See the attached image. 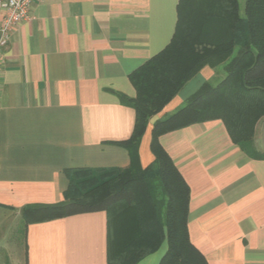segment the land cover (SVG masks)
<instances>
[{
  "label": "crops",
  "instance_id": "obj_1",
  "mask_svg": "<svg viewBox=\"0 0 264 264\" xmlns=\"http://www.w3.org/2000/svg\"><path fill=\"white\" fill-rule=\"evenodd\" d=\"M179 0H39L0 52V264H108L105 210L23 221L29 205L65 200L69 168H126L122 143L136 110L130 74L171 41ZM242 4V3H241ZM205 66L151 120L139 145L155 161L156 120L182 107L207 81ZM190 188L188 232L208 264H264V159L235 144L221 119L160 136ZM255 145L264 152V117ZM22 241H13L17 229ZM167 241L138 264H160Z\"/></svg>",
  "mask_w": 264,
  "mask_h": 264
},
{
  "label": "trees",
  "instance_id": "obj_2",
  "mask_svg": "<svg viewBox=\"0 0 264 264\" xmlns=\"http://www.w3.org/2000/svg\"><path fill=\"white\" fill-rule=\"evenodd\" d=\"M170 43L130 74L135 97L120 94L135 108L131 137L122 143L132 161L126 168H69L65 200L29 205L26 225L73 214H108V264H138L167 241L160 264H208L188 232L190 188L160 136L193 123L221 119L233 142L250 157L264 159L255 145L264 117V0H179ZM225 76L205 82L175 112L155 121V161L142 167L139 145L151 118L205 66Z\"/></svg>",
  "mask_w": 264,
  "mask_h": 264
},
{
  "label": "built area",
  "instance_id": "obj_3",
  "mask_svg": "<svg viewBox=\"0 0 264 264\" xmlns=\"http://www.w3.org/2000/svg\"><path fill=\"white\" fill-rule=\"evenodd\" d=\"M39 0H0V52L11 41L16 27L34 18L33 6Z\"/></svg>",
  "mask_w": 264,
  "mask_h": 264
},
{
  "label": "rangeland",
  "instance_id": "obj_4",
  "mask_svg": "<svg viewBox=\"0 0 264 264\" xmlns=\"http://www.w3.org/2000/svg\"><path fill=\"white\" fill-rule=\"evenodd\" d=\"M240 2L242 3V5H244L245 0H240ZM24 239V235H23V231L22 229L18 228L17 232L15 234V239H13V241H22Z\"/></svg>",
  "mask_w": 264,
  "mask_h": 264
}]
</instances>
